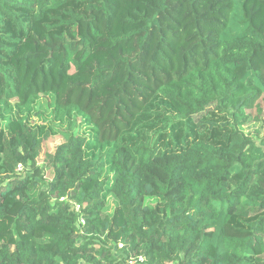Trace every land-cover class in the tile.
Masks as SVG:
<instances>
[{"label": "trees", "instance_id": "trees-1", "mask_svg": "<svg viewBox=\"0 0 264 264\" xmlns=\"http://www.w3.org/2000/svg\"><path fill=\"white\" fill-rule=\"evenodd\" d=\"M130 261L264 264V0H0V264Z\"/></svg>", "mask_w": 264, "mask_h": 264}, {"label": "built area", "instance_id": "built-area-1", "mask_svg": "<svg viewBox=\"0 0 264 264\" xmlns=\"http://www.w3.org/2000/svg\"><path fill=\"white\" fill-rule=\"evenodd\" d=\"M18 170H20V169H18ZM138 261H139V262H142L143 259H142V258H139ZM130 264H136V262H134V261H130Z\"/></svg>", "mask_w": 264, "mask_h": 264}]
</instances>
